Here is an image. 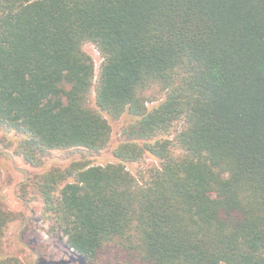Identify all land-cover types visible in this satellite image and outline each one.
<instances>
[{"label":"trees","instance_id":"obj_1","mask_svg":"<svg viewBox=\"0 0 264 264\" xmlns=\"http://www.w3.org/2000/svg\"><path fill=\"white\" fill-rule=\"evenodd\" d=\"M87 43L104 59L97 83ZM124 115L119 162L75 161L21 187L73 252L264 264V0H0V126L17 155L41 167L55 149L98 153ZM146 153L159 165L127 169ZM17 219L0 202V248Z\"/></svg>","mask_w":264,"mask_h":264},{"label":"rangeland","instance_id":"obj_2","mask_svg":"<svg viewBox=\"0 0 264 264\" xmlns=\"http://www.w3.org/2000/svg\"><path fill=\"white\" fill-rule=\"evenodd\" d=\"M84 49L93 57L96 67L95 83L98 81L103 56L95 44L87 43ZM93 91V98H94ZM150 106L151 102L148 103ZM132 121L126 115L110 119L112 137L109 145L98 153L84 148L55 149L44 157L41 167L28 164L23 157L15 153L17 137L13 132L0 126V202L18 213V219L12 222L3 238L0 259L7 255H17L31 264H86L85 259L75 254L68 246L67 238L54 223L44 215L43 200L28 187L27 197L21 195V187L35 174L45 173L53 167H66L75 161H90L93 165L117 163L119 159L114 150L125 141L124 129ZM159 161L145 154L137 162L128 163L127 169L139 175ZM104 264H122L105 262Z\"/></svg>","mask_w":264,"mask_h":264}]
</instances>
